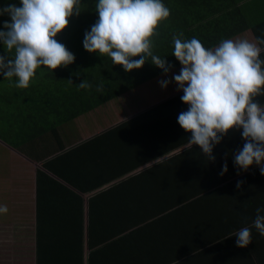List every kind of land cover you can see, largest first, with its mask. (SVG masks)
<instances>
[{"label":"trees","instance_id":"1","mask_svg":"<svg viewBox=\"0 0 264 264\" xmlns=\"http://www.w3.org/2000/svg\"><path fill=\"white\" fill-rule=\"evenodd\" d=\"M4 3L19 4V0H0V4ZM164 3L169 7L170 15L157 27L156 35L153 37V51L161 57L167 56V60L174 65L167 77H171L172 73H178L181 67L180 62L172 54L173 34L182 32L185 39L196 36L206 47L218 44L222 38L234 39L250 29L260 37V25L251 24L245 7L239 0H164ZM79 7V13L69 17V24L56 37L74 53L75 59L72 63L58 66L54 70L47 66H39L36 69V76L32 78L27 88L16 87L15 77L4 78L0 75V122L4 117L10 116L11 122L19 126L21 136H23L22 127L28 132L23 137L26 140H34L48 133L58 137L61 126L65 127L77 120L81 125L86 118L90 119L89 123L83 124L89 125L94 122L93 120L91 122L92 116L112 109V106L119 101L128 104L122 110V119L116 122L118 126L99 134L91 142H84L63 155L44 162L45 168L52 173L77 186L79 184L81 188V184L91 176L92 169H95V172L98 169L105 172L108 170L113 175L116 173L125 176L133 172L136 166L140 167L157 158L171 155L169 159H164L141 171L161 173L160 178L154 179L159 183L154 187L151 197H145L148 200L146 203H139L140 200L137 199L135 205H132V202L129 204L127 202L126 207L123 205V210L109 206L108 210L97 213L99 219L104 221V217L105 220L109 217L113 226L115 224L121 226L111 231L112 236L126 235L127 232H130L128 235H134L137 227L140 229L143 227L141 222L149 221L154 217L159 218L163 212L169 211L172 215L184 213L185 205L201 203V199H207L208 202L217 197L218 191H220L219 195H223L222 192L226 193L227 187L222 186L221 183L231 177L219 176V168L223 163L216 157L215 151L213 152L215 160H208L206 156L203 158L204 154L200 151L199 145L184 148L172 155V152L189 143L190 132L184 130L177 122V115L187 108V104L180 99L182 90L180 94L176 93L177 96L170 97L169 94L178 90L171 89L167 93L158 89L159 81L166 78V75L150 61H146L140 68L125 71L122 65L112 64L107 54L99 55L97 52L87 51L82 41L85 30L90 29L97 19L95 0H81ZM4 19L10 17L0 16V21ZM0 54L7 56L2 42H0ZM11 55L13 53L9 52V56ZM83 79H86L91 87L80 88L79 83ZM171 83L167 87L172 88ZM97 85L102 87L98 90ZM153 92H158L157 95L162 94V99L154 103L148 102L149 95ZM128 108L130 110L126 111ZM123 125L139 127V140L137 141V137L132 138L137 141L138 154L129 155L136 158L135 162L139 160L138 163L131 164L132 159L128 157L126 159L121 151H97L93 148V145L102 143L106 138L113 143V147H116L124 140L119 132ZM241 131L239 129L236 137L232 136L233 140L239 141L240 147L244 143ZM141 139L143 145L139 149ZM227 161L232 167L228 168V172L232 171L233 175H237L233 156ZM251 171H259V167L253 164L248 170H240L239 173ZM171 173L175 174L171 175ZM136 179L135 176L133 180ZM37 185L39 201L37 264H42L43 244L39 228L43 216L40 204L43 191L48 193L49 201L56 200L58 197L56 190L62 186L41 170L38 171ZM156 189H159V193H156ZM148 204L151 205L150 208ZM122 231L124 233H121ZM53 251H56L54 247Z\"/></svg>","mask_w":264,"mask_h":264},{"label":"crops","instance_id":"2","mask_svg":"<svg viewBox=\"0 0 264 264\" xmlns=\"http://www.w3.org/2000/svg\"><path fill=\"white\" fill-rule=\"evenodd\" d=\"M239 2L244 5L251 24L260 25V37H264V0ZM256 37L258 35L250 29L234 39L247 38L257 43L264 59V45H260ZM180 92L175 91L170 97ZM255 99L264 104V95H258ZM11 119L10 116L4 117L0 122V203L8 206V212L0 214V264H19L18 258L29 260V264L33 260L37 264L39 170L62 186L56 190V200L49 201L48 193L43 191L40 203L43 216L39 228L43 244L42 264H264V236L253 228L252 242L247 247L236 246L235 236H231L234 230L242 226L251 227L256 207L264 203V175L259 171L237 175L227 171L223 176L231 178L221 183L227 187L223 195H219L218 191L217 197L208 202L201 199V203L185 205L184 213L172 215L169 211L163 212L159 218L141 222L143 227H137L134 235L125 232L126 235L112 236L111 231L121 226H113L109 217L107 220L104 217V221L99 219L97 213L108 210L109 206L123 210V205L126 207L127 202L135 205L137 199L139 203H146L159 183L154 179L160 178L161 173L141 171L169 159L171 155L136 166L133 172L125 176L92 169L91 176L81 184L85 188L82 189L79 184L77 186L52 173L45 168L44 162L84 142H91L99 134L118 126V123L105 127H101L100 123L81 124L83 127H80L77 120L72 124H75L78 133H65L66 129L61 126L58 137L48 133L34 140H26L23 137L28 132L22 127L21 136L19 126ZM86 127L92 134L84 136L81 130ZM96 127L101 128L96 130ZM119 132L124 140L116 147L106 138L93 148L97 151H121L126 159H132L131 164L138 163L139 160L135 162L136 158L129 155L138 154L139 127L123 125ZM238 133L239 129L235 127L229 129L222 141L214 146L213 152L222 163L232 159L235 151L241 148L239 141L232 139ZM134 137H137V141L132 139ZM142 145L141 139L139 149ZM193 146L196 145L185 144L172 155ZM227 164L229 168L228 161ZM135 176L137 179L133 180ZM237 180L244 181L240 189L235 187ZM156 193H159V189H156ZM148 205L150 208L151 205ZM53 247L56 251H53Z\"/></svg>","mask_w":264,"mask_h":264},{"label":"clouds","instance_id":"3","mask_svg":"<svg viewBox=\"0 0 264 264\" xmlns=\"http://www.w3.org/2000/svg\"><path fill=\"white\" fill-rule=\"evenodd\" d=\"M81 0H19L0 4V42L7 56L0 54V75L15 77V86L27 88L39 66L54 70L67 66L75 59L57 34L69 24V17L78 14ZM97 19L85 30L83 47L99 55L107 54L112 64H120L125 71L142 67L146 61L163 70L166 78L159 81L166 88L173 80L180 99L187 108L177 115V122L190 132L189 143L200 146L208 160H215L214 146L229 129L242 128L243 146L235 151L233 164L248 170L256 164L264 175V104L255 99L264 95V59L261 47L247 39L222 38L218 44L206 47L199 38L172 36V54L180 62L178 73L167 77L174 66L154 49L153 37L161 21L170 15L164 0H95ZM264 45V37H256ZM9 52L13 55L9 56ZM138 58H133L137 57ZM80 88L91 85L86 79ZM102 85H97L99 90ZM228 171L225 161L219 172ZM243 180L235 187L241 188ZM8 206L0 203V214ZM251 227L234 230V243L247 247L252 242V229L264 236V203L255 209Z\"/></svg>","mask_w":264,"mask_h":264},{"label":"rangeland","instance_id":"4","mask_svg":"<svg viewBox=\"0 0 264 264\" xmlns=\"http://www.w3.org/2000/svg\"><path fill=\"white\" fill-rule=\"evenodd\" d=\"M170 86H173L172 88H169V87H166V88H163V87H161V85L159 86V88L158 89H162V90H164V91H167V93L169 92V91H171V89H172V91H174V90H176L177 88H176V82L175 83H171V85ZM158 92H159V90H158ZM158 92H156V93H151L150 95H149V101L148 102H150V103H154V102H156L157 100H161L162 99V94H159V95H157V93ZM135 95V94H134ZM169 95H171V94H169ZM134 98V97H133ZM129 99H132V98H130L129 97ZM134 105V104H133ZM125 106H128V104H126V102H124V101H119V103L117 104H115V106H112L113 108L112 109H109V110H107V111H105V112H101V113H99V114H95L94 116H92V118H91V122H92V120L94 121V122H98V123H100L101 124V127H105L106 125H108V124H114V123H116V122H118L120 119H122V116H123V114H122V110H124V108H125ZM130 110V108H128V109H126V111H129ZM89 118H86V120H85V122L84 121H82L81 122V124H83V123H89ZM94 122L92 123V124H94ZM91 124V125H92ZM80 125V124H79ZM73 126V127H72ZM80 127H83V125H80ZM101 127H96V130H99ZM64 129H66L64 132L65 133H68V134H75V133H78L77 132V127H75V124L73 125L72 123H69V124H67V125H65V127H63ZM84 130H81V131H84L83 132V134H84V136H88V135H90V134H92V133H90L88 130H89V128L88 127H86V128H83ZM93 128H91V130H92ZM19 256V255H18ZM23 262H24V264H29V260H26V261H24V259L23 258H18V263L19 264H23ZM30 264H34L33 263V260H31L30 261Z\"/></svg>","mask_w":264,"mask_h":264}]
</instances>
